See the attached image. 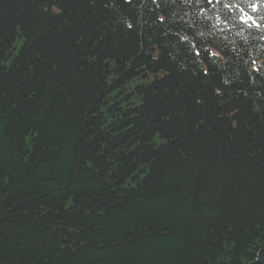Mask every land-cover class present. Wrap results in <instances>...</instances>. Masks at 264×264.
Masks as SVG:
<instances>
[{
  "label": "trees",
  "instance_id": "obj_1",
  "mask_svg": "<svg viewBox=\"0 0 264 264\" xmlns=\"http://www.w3.org/2000/svg\"><path fill=\"white\" fill-rule=\"evenodd\" d=\"M0 264H264V0H0Z\"/></svg>",
  "mask_w": 264,
  "mask_h": 264
},
{
  "label": "snow or ice",
  "instance_id": "obj_2",
  "mask_svg": "<svg viewBox=\"0 0 264 264\" xmlns=\"http://www.w3.org/2000/svg\"><path fill=\"white\" fill-rule=\"evenodd\" d=\"M209 2H211V0H209ZM217 2H219V0H217ZM226 6H227V5H226ZM252 8H253V11L256 10V6H255V5H252ZM249 19H251L250 16H242V17H241V20H242L244 23H247ZM253 23H255V21H253ZM129 27H131V25H129ZM197 55H199V53H197ZM210 55H217V53H210Z\"/></svg>",
  "mask_w": 264,
  "mask_h": 264
}]
</instances>
